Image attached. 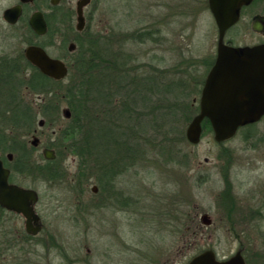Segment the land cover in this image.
Wrapping results in <instances>:
<instances>
[{
  "label": "rangeland",
  "instance_id": "rangeland-1",
  "mask_svg": "<svg viewBox=\"0 0 264 264\" xmlns=\"http://www.w3.org/2000/svg\"><path fill=\"white\" fill-rule=\"evenodd\" d=\"M94 10L93 21L75 40L69 35L72 30L53 25L44 40L52 56L66 55L69 73L65 79L53 83L44 95L29 90L30 71L13 80L14 101L27 105L28 110L30 105L36 113L49 99L56 101L58 107L47 121L37 112V123L30 132L29 117L28 126L19 125L23 122L17 126L12 112L8 115L13 120L17 142H26L29 147L30 179L26 182L39 192L38 209L44 220V231L29 245V264H187L208 249L218 259H225L240 247L249 264H255L254 253L264 250V222L222 219L213 201L219 187L217 181L198 185L193 180L196 167H210L204 157H213L222 149L211 131L202 133L195 144L175 143L177 151L172 149L168 157L158 153L153 145L161 135L152 127L157 120L175 122L178 116L144 112L145 124H151L145 127L148 138L155 142L145 159L118 171L111 196L103 190L93 192L97 184L91 171L80 177L79 157L67 149L68 141L59 136L71 117L62 95L79 77V50L92 45L98 54L109 53L114 60L124 56L130 72L155 74L163 84L168 83L172 90L166 93L167 100H180L178 106L183 104L182 108L191 110L183 112V116L176 111L180 116L178 126L185 133L197 113L191 103L199 95L197 85L216 55L218 38L207 0H96ZM255 14L264 15V0H253L244 6L237 24L226 31L224 40L237 46L264 42V36L251 27ZM70 43H75V47L69 51ZM20 48L18 39L0 42V53L10 54ZM93 62L105 65L96 58ZM179 85L188 89L187 94L180 92ZM14 108L17 111L22 106L15 104ZM65 109L70 111L68 118L63 114ZM161 111L168 112V108L162 107ZM41 120L43 124L39 125ZM167 126L168 123L163 127ZM0 134H4L2 129ZM33 135L39 140L37 147L31 145ZM48 145L57 158L53 164L42 155V148ZM56 170L61 176L52 179L51 172ZM257 174L263 177L264 170ZM204 212L209 224L202 221ZM191 214H197L195 219H191Z\"/></svg>",
  "mask_w": 264,
  "mask_h": 264
},
{
  "label": "flooded vegetation",
  "instance_id": "flooded-vegetation-1",
  "mask_svg": "<svg viewBox=\"0 0 264 264\" xmlns=\"http://www.w3.org/2000/svg\"><path fill=\"white\" fill-rule=\"evenodd\" d=\"M81 1L0 0V42L18 39L21 44L17 52L0 53V129L4 132L0 134V181L5 180L0 187V264H29V245L31 246L34 238L44 231L42 211L38 209L39 192L30 182H26L27 178L30 179L29 163H27L29 147L27 148L26 142H17L13 134L15 130L13 120L8 117L13 110L12 106L16 103L12 94L13 80L19 75L25 77L29 71H40L29 62L25 55V48L29 45L40 46L51 57L59 58L66 63V55L52 56L46 50L44 40L52 25L60 29L72 30L69 35L73 36V40L81 35L93 21L96 0H88L82 6L83 28L79 30L77 29L78 4ZM207 6L209 9L208 0ZM243 7L240 9V14ZM36 12L42 14L46 23V32L43 34L35 32L30 24V18ZM261 34L264 36V33ZM224 42L233 45L230 41L224 40ZM215 58L216 55L210 61L204 78L197 85L200 86L197 91L198 97L194 96L191 103V107L197 110V113L200 110L202 88ZM211 132L214 141L222 149L215 152L213 157H204V162L210 167L202 169L196 167L197 173L193 175L194 182L198 185H209L217 181L219 187L213 194V201L222 219L239 223L264 222V176H257L259 171L264 170V113L257 120L238 126L235 133L227 139L217 141L212 128ZM45 148L50 149L48 146L43 147L42 155ZM116 171L118 173L121 168H116ZM249 172L252 174L250 175ZM113 185V181L109 182L106 190H103L108 196H111ZM29 190L37 193V200L32 203V206L39 218L37 221H31L30 229L26 214L3 202V200L9 202L18 200L29 205V198L27 199L25 192ZM98 191L100 189L97 186L93 192ZM204 215L208 214L202 213L201 218ZM196 216L197 214L190 215L192 220ZM38 227L37 232L33 233V230ZM242 249L240 247L236 252L242 255L245 264H249L250 261L243 255ZM260 252L254 253L255 264L264 263V250Z\"/></svg>",
  "mask_w": 264,
  "mask_h": 264
},
{
  "label": "trees",
  "instance_id": "trees-1",
  "mask_svg": "<svg viewBox=\"0 0 264 264\" xmlns=\"http://www.w3.org/2000/svg\"><path fill=\"white\" fill-rule=\"evenodd\" d=\"M78 54L79 77L73 80L74 83L68 85L66 92L62 95L67 100L71 117L60 130L59 136L68 141L67 149L79 157L80 177H84L88 171H91V174L95 175L94 183L100 190H106L109 182H112L117 175L116 169L113 170V168L118 166L117 168L126 170L139 160L145 159L150 146L155 142L148 138L145 127L151 124L149 122L145 124L144 116L147 114L144 112L150 115L156 112L160 115L174 113L179 120V114L183 116L185 115L182 114L183 112L190 113L191 110L182 108L183 104L178 106L180 100H174L175 103L167 100L165 95L172 89L168 87V83L163 84L154 76L155 74L130 72L128 67H125L127 61L123 58L124 56L120 60H118L120 57L114 60L113 55L109 53L98 54L97 48L93 49L92 45L89 49L84 47L81 51L79 50ZM87 54L89 55L86 56ZM93 58L105 65L98 66L93 62ZM31 73L28 82L29 90L35 94H47V91L53 87L52 84L59 82L38 70ZM179 88L180 92L187 94L188 89L185 86L179 85ZM171 96L173 97V94ZM15 104L22 106V109L16 111L14 108L11 111L12 119L17 126L18 122H23L19 125H27L26 121L29 117V126L27 125L29 132L37 123V112L46 120L51 118L58 108L57 102L51 99L37 109L36 113L30 105L28 110L27 105H20L18 102ZM162 107L168 108V112H162ZM178 120L175 122L166 120L158 122L157 120L153 124L152 129L159 132L161 139L163 138L153 143L158 153H166L170 157L172 149L174 153L177 151H175V143L182 144L188 141L186 130L184 133L178 126ZM167 123L169 126L163 127ZM202 127L203 133L211 131L207 119L202 122ZM60 153L59 150L57 154ZM56 159L48 160L47 163L53 164ZM60 176L61 173L58 170L51 172L52 179Z\"/></svg>",
  "mask_w": 264,
  "mask_h": 264
},
{
  "label": "water",
  "instance_id": "water-1",
  "mask_svg": "<svg viewBox=\"0 0 264 264\" xmlns=\"http://www.w3.org/2000/svg\"><path fill=\"white\" fill-rule=\"evenodd\" d=\"M88 0H82L78 6L77 29H82V6ZM252 0H208L209 9L214 17L217 30V50L215 62L210 69L200 97V110L189 122L186 138L195 144L202 134V121L207 118L213 129L215 139L221 141L231 137L238 126L245 122L259 119L264 113V43L254 45L235 46L224 42L226 31L239 19L240 9ZM30 24L35 32H46V23L40 12L34 13ZM252 29L264 33V15L256 14L252 18ZM69 50L75 44L70 43ZM25 55L29 62L36 66L43 74L56 79H64L68 74V66L59 59L51 57L42 47L29 45L25 48ZM70 117L69 109L63 112ZM43 120L39 121V125ZM38 138L33 135L31 144L38 145ZM43 155L46 159H54V150L45 148ZM5 180L0 181V187ZM93 191L96 189L94 186ZM29 205L22 201L3 200L9 207L22 210L31 221L39 218L33 210L32 203L37 200V193L25 191ZM205 224L210 223L207 215L202 217ZM38 228L33 230L36 233ZM187 264H245L242 255L236 252L225 259H218L216 253L205 250L193 256Z\"/></svg>",
  "mask_w": 264,
  "mask_h": 264
}]
</instances>
